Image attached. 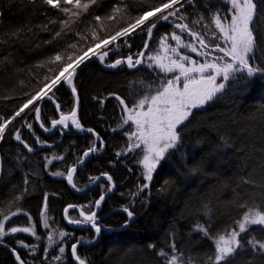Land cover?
Listing matches in <instances>:
<instances>
[{
  "label": "trees",
  "instance_id": "1",
  "mask_svg": "<svg viewBox=\"0 0 264 264\" xmlns=\"http://www.w3.org/2000/svg\"><path fill=\"white\" fill-rule=\"evenodd\" d=\"M118 2L98 0V4L90 8L89 14L73 24L66 34L51 44H45L44 41L51 40L60 25L50 24L51 31H44L38 25L47 24L49 18L58 21L66 19L63 13L46 5H33L29 0H0V12H3L0 38L20 28H24L25 32L23 42L16 44L14 50L0 47V55L12 52L13 61L8 65H0V116L10 117L28 99L27 94L34 93L41 86L43 77L53 74L49 67L55 66L38 68L35 65L57 51L66 50L68 43L78 42L86 47L91 43L90 36L80 41L76 33L82 32L89 22L96 23L91 19L93 14L106 16ZM157 3L159 0H124L131 14L128 22H132V16ZM217 8L226 14L227 5L222 0H196L195 7L189 5L182 11L188 13L186 22L202 14L204 23H209L211 12ZM102 23L104 30L98 32L100 36L124 26V21L119 17ZM28 27H31V32ZM194 28L202 34L207 32L203 25ZM173 31L181 35L186 43L191 42L199 47L198 41H193L187 33H180L172 24L163 23L156 30L145 57L158 50L162 35L170 36ZM205 39L210 44L218 42L211 38L210 33ZM143 40L144 37L134 35L131 48L122 46L118 56L126 57L129 53L142 51ZM168 43L175 47L171 39ZM180 51L194 60H203V57L186 49ZM148 62L146 58V66L136 71H129L124 65L109 71L92 62L84 66L74 80L80 100V125L85 129H93L107 142L105 153L92 158L84 169L78 171L77 185L83 189L94 178L109 173L117 191L106 201L104 209L126 206L134 213V221L127 229L112 235L104 234L95 246L82 249L81 257L86 260V264H163L164 258L158 255V250L164 249L170 253L169 246L173 243L184 264H207L208 256L214 251L213 239L204 237L196 230V225H208L214 238L216 233L223 234L225 229L235 226V221L244 211L239 207L241 203H264V188L259 186L264 184V169L259 167L262 157L260 149L264 148V79L260 78L232 82L218 100L203 109L194 110V118H190L191 123L183 130L177 147L162 160L149 188L136 195L146 181L137 160L138 155L132 159L126 153L129 144L126 133L129 131L127 127L121 126L124 111L116 96L124 99L126 104H131L145 93L151 94L165 79L172 78V73L165 76L159 69L149 68ZM261 62L264 61H258ZM138 80H142L143 85L134 86ZM56 100L60 103L61 112L69 113L75 109V97L64 84L58 87ZM54 115L53 104L47 102L42 109L43 121L51 123ZM22 117H26L29 123L34 121V114H30L29 110ZM23 123L24 120L17 118L6 130L5 140L0 142V220H3L4 215L10 217L4 221L5 230L34 225L40 239L33 242L26 237L15 240L11 236L0 242L12 247L16 241L25 242L30 248L36 245V254L31 256L32 262L22 258L27 264H73L72 259L65 255L62 261L54 260L53 255L57 253L48 255L45 263L47 232L43 231L44 218L41 213L47 196V221L50 228L69 233L64 222V208L75 201H85L90 194H73L65 181L55 180L51 173L61 171L66 174L93 144V137L66 136L59 147V156H63L64 160L45 168L48 157L30 153L12 138L16 130L21 129L22 133ZM118 152H124L127 156L118 157ZM26 178L27 184L24 182ZM245 178L255 181V184L243 183ZM16 196H21V199L16 201ZM206 205L212 210L211 216L206 215ZM17 207L21 211L17 216H11ZM89 211L87 206L85 212ZM115 218L125 220L121 214L115 215L113 220ZM255 234L257 237L261 235L259 227H256ZM0 264H16L11 253L4 248H0ZM236 264H264V258L256 256L254 259L253 254L246 249Z\"/></svg>",
  "mask_w": 264,
  "mask_h": 264
},
{
  "label": "snow or ice",
  "instance_id": "2",
  "mask_svg": "<svg viewBox=\"0 0 264 264\" xmlns=\"http://www.w3.org/2000/svg\"><path fill=\"white\" fill-rule=\"evenodd\" d=\"M227 5L226 14L217 8L212 11L209 17L210 22L204 23L205 17L198 14L196 19L191 22L188 20V13L182 11L187 5L195 7L196 0H159V3L150 6L142 13L132 16L131 21L128 18L131 15L127 11V5L124 0H119L117 4L112 6L109 14L101 16L93 14L91 19L96 23L89 22L88 26L82 31L77 32L79 40L83 41L88 36L91 38V43L86 47L81 46L78 42L68 43L66 50L57 51L49 56L46 60L39 62L35 67L43 68L48 66L51 76L45 75L41 86L34 92L29 93L28 99L16 109L10 117L0 116V142L5 140L6 130L13 124L17 118L25 121L28 129H32V123L27 122L26 117H22L25 110L29 113H34L35 120H41V108L37 102H43L45 99L52 102L57 111L60 110V103L56 100L58 86L63 82L70 87L75 95L77 89L74 85V78L77 75V69L81 68L87 61L93 58L97 59L102 65L108 68H117L122 64H126L129 69L137 68L142 65L145 54L149 49V41L153 40L154 30L158 28L162 22L172 24L180 33H187L193 41H198L199 47L196 44L186 43L181 35L173 31L170 36L164 34L158 41V50L147 55L149 68H157L160 72L167 76L172 73L170 79H165L151 94L145 93L142 98L134 100L131 104H126L125 100L120 96H116L120 104L123 106V111L127 114L122 117V125H134L135 130L129 133L128 139L130 143L126 146L127 152H135L141 149L143 155L138 161L143 167V177L145 181H151L153 172L161 160L165 159L166 154L171 149H175L180 142L183 130L191 123L190 118H194V110L203 109L215 102L224 95L232 82H239L240 79L247 78V81L260 78L264 79V0H222ZM33 5H46L58 12L63 13L66 19L56 20L49 18L47 24L38 25L44 31H51L50 24L59 23L60 28L54 32L51 40L44 41L45 44H51L66 34L78 20H82L83 16L89 14V10L93 5L98 4V0H29ZM63 5V6H62ZM71 7H67V6ZM45 14L46 13H41ZM3 12H0L2 19ZM120 18L124 21V26L116 29L114 32L100 36L99 31L104 30L102 22L111 21ZM179 21V22H177ZM203 25L207 30L202 34L195 30L194 26ZM31 32V27H28ZM210 33L211 38L218 41L215 44H210L206 41L205 36ZM25 35L24 28L17 29L6 37L0 38V47H10L15 49L16 44L22 43V37ZM134 35L144 37L143 50L135 54H127L124 59L117 58L114 62L106 60L110 53H118L122 46L131 48V40ZM175 42V47L171 46L168 41ZM119 41V43H117ZM71 49L72 51H67ZM186 49L187 52L196 53L197 56L203 57L202 61L194 60L191 56L182 53L180 50ZM169 53L171 55H169ZM212 53H220L222 55H212ZM12 61V52L5 55H0V65H8ZM246 81V82H247ZM135 85H143L142 80L134 82ZM51 93V94H50ZM78 103V98H77ZM30 106H33L30 108ZM68 121L77 129L84 131L77 119L76 110H72L70 115L61 113L60 118L51 121L52 128L62 125L65 129L69 127ZM44 131H50L43 123L40 124ZM88 132H93V129H86ZM14 138L29 151L34 149L28 145L22 138L19 130L12 133ZM99 139V137H97ZM37 143L43 144L39 139ZM103 145V141H101ZM98 149L91 147L83 153V157H88L90 153H95ZM262 153L259 167L264 169V148L260 149ZM124 152H118L117 156L124 155ZM63 156H53L51 159L46 158L45 168L52 164L53 160H63ZM84 163V159L79 161ZM77 171L75 167L67 170V182L77 191L82 189L77 188L73 181V174ZM51 175L63 177L64 172L55 171ZM111 185L112 176L107 173L102 174ZM99 179V177L94 178ZM25 184L28 183L27 178ZM247 184H255V181L245 178L242 181ZM264 188V184L259 185ZM114 185H111L107 191L111 192ZM149 188L148 183H144L139 187L136 195ZM16 201L21 199V196L14 198ZM105 200V195H101L94 202L93 207L100 208L101 202ZM68 207H74L69 205ZM240 208L244 209L240 218L235 221L234 227H229L223 231V234L216 233L213 238L210 227L206 224H197L196 230L203 234L204 237L213 239L214 251L207 258V264H236L238 257L245 252H251L254 256L264 258V203L251 205L241 203ZM206 215L211 216L212 210L205 206ZM21 211L17 207L16 211L11 212V216H17ZM65 218L68 223L76 225H90L97 235L101 232V227L97 224V212L80 211V216L83 219H72L65 208ZM127 213L129 220L134 216L133 211L128 207L123 209ZM28 215V213H24ZM44 218V227H48L47 221V196H45L44 211L41 213ZM8 215H4L3 220H0V240L5 235L15 233H28L36 236L37 240L40 237L35 232L34 225L29 227H10L5 230L4 221L9 220ZM29 221L31 217L29 216ZM256 226L259 227L261 235L257 237L255 234ZM58 235L59 239H56ZM69 233L58 231L55 235L47 236L48 245L44 249L45 259L48 258V251L54 245L60 244ZM91 242V241H90ZM21 247L29 248V245L20 242ZM36 245L31 246V254H36ZM149 247H155L149 245ZM171 252L164 249L158 250V255L163 259V264H184L181 256L177 254L176 245L173 243L170 246ZM60 255H53L56 261H62L65 253V247L58 248ZM71 254L77 261V264H86V260L78 254L77 243L71 245ZM20 264H27L19 255L16 256Z\"/></svg>",
  "mask_w": 264,
  "mask_h": 264
},
{
  "label": "flooded vegetation",
  "instance_id": "3",
  "mask_svg": "<svg viewBox=\"0 0 264 264\" xmlns=\"http://www.w3.org/2000/svg\"><path fill=\"white\" fill-rule=\"evenodd\" d=\"M116 57L117 58L119 57L120 59H124L125 58L124 55H122L120 57L116 53L115 55H111V57H109V60H111V62H114V60L117 59ZM122 65H124L126 67L125 64H122ZM118 67H120V66H118ZM47 102H50V101L45 100L44 103H43V107L45 106V104ZM38 103L41 104V102H39V101L37 102V104ZM50 103H52V102H50ZM75 103H76V99H75ZM53 106L55 108V115L52 118V120L53 119H57L58 120L60 118L61 113L65 114V115H70L71 114V112H69V113L61 112V109L59 111H57V109H56V107H55L54 104H53ZM75 108H76V104H75ZM34 116H35V114H34ZM77 119L79 120V115H78ZM43 122L44 121H43L42 110H41V120L39 122H37L35 120V118H34V121L31 122L32 125H33L32 126V129H28L26 127L25 121L23 123L24 129H23V131L21 133V138L28 145H30L34 149L33 152H30L32 154H41V155H44V156L48 157L49 159H51L53 156H59V152H60L59 147L62 145L63 140L65 139L66 136L73 135V136H81L82 137V136L89 135V136H92L93 137V142H92L93 144H91L90 148L94 146L98 150L95 153H93V154L90 153L89 156L86 157L84 165L80 169H77V171L73 174V181L76 184L77 188H79V186L77 185V180H78V174L77 173H78V171L84 169L86 163L89 160H91L92 158H94V157H100L101 155H103L105 153V151H106L107 142H105L100 136H99V139H97V137L94 136V135L85 134V131H86L85 128L82 127L83 129H85L84 131L79 130L75 126H73L71 124V121H68L69 127L67 129H65L62 125H58L56 127V129H55V128H52L50 122H44V123ZM41 123H43L45 125V127L49 128L50 131H44V128H42L40 126ZM19 132H21V129H19ZM38 139L40 141H42L43 144L37 143V140ZM30 140H33L34 143H31ZM101 141H103V145H101ZM16 143L19 146H21L23 149H26L23 144L19 143L18 141H16ZM83 153L80 155V159L83 158ZM57 161H62V160H55L52 163H55ZM80 164H81L80 162H78V163L75 162L72 167H75L76 168V166H78ZM107 174L110 175V176H112L109 173H107ZM66 175H67V173L63 177H56V176H52V177L55 180H57V181H60V180L65 181L66 182V185L71 190V188L69 187V184L67 182ZM93 183L94 182L90 183L87 187H89ZM114 183L115 182H114V180L112 178L111 185H113ZM111 185H110V182L107 179H105L99 186H97L94 189H92V190L89 191L90 197L88 199H86L85 201H82V202H80V201H77L76 202L75 201L73 204H69V205H73L74 207H68L69 205L66 206L65 208L68 209L67 215L70 218H72V219H81L82 220L83 217L80 216V211L81 210L85 211V209H86L87 206H89L90 211H93V210L96 211V208L93 207L94 202L96 200H98L99 197L102 194L103 195L107 194L108 191L106 192V189L109 188ZM87 187H84L81 191H85L87 189ZM72 193L75 194V195H77V196H84V195H78L74 191H72ZM108 199H105L104 201L101 202V205H100V208H99L98 214H97V224H98V226L101 227L99 241L101 240V238H102V236L104 234L105 235L116 234L119 231H122V230L127 229L130 226V225L128 226L127 224L131 220L134 221V216H133V219L129 220V218L127 216V213L123 211L124 208H113L111 210L104 209V204L106 203V201ZM65 208H64V210H65ZM117 214L124 215L125 220H122L121 221L118 218H115L113 220V217L115 215H117ZM63 216H64V222L66 223L67 227L69 228L68 229L69 235L64 238V240L61 243V246L65 247V250L66 251H65L64 255L65 256H68L70 259H72L73 264H75L74 257L71 254V245L73 243H77L78 254L80 256H82L81 255L82 249H86V248L93 247L99 241L96 244L91 245V246H81L80 244H90V243H93L96 240V238H97L98 235L95 233V230L92 227H90V225H80L81 228H77L76 226H74V224L68 223V219L65 218V211L63 212ZM111 225H113V226H111ZM119 226H121V227H119ZM109 230H110V232H108ZM76 232H77V234H76ZM12 248L15 249V250H17L19 252L21 259L23 258L25 260V258H26V261L32 262L31 261V257L29 255L28 251L25 252V250H23V249H17V248H15V246L12 247ZM52 253H57L58 254V250L57 251L55 250ZM46 260L47 259L44 260L45 263L47 262ZM31 264H34V263H31ZM46 264H50V263H46ZM59 264H64V262H60Z\"/></svg>",
  "mask_w": 264,
  "mask_h": 264
},
{
  "label": "water",
  "instance_id": "4",
  "mask_svg": "<svg viewBox=\"0 0 264 264\" xmlns=\"http://www.w3.org/2000/svg\"><path fill=\"white\" fill-rule=\"evenodd\" d=\"M188 6H189V5H187L185 8H187ZM163 23H164V22H162L161 24H163ZM161 24H160V25H161ZM160 25H158V27H159ZM156 30H157V29L154 30V33H155ZM151 41H152V40H151ZM151 41H149V46H150V44H151ZM113 54H114V53H110L109 57H111V55H113ZM145 56H146V54H145ZM109 57H107L106 60H107ZM144 58H145V57H144ZM92 62H96V63H98L101 67H103L104 69L109 70V71H113V70L115 69V68H108V67L102 65L97 59L93 58L92 60L87 61L84 65H81V68H80V69H77V75H78L79 71H80L84 66H86L87 64L92 63ZM125 65H126V64H125ZM142 66H143V64L140 65V66H138L137 68H133V69H129V68L126 66V69L129 70V71H136V70L140 69ZM77 75H76V76H77ZM75 78H76V77H75ZM75 78H74V80H75ZM63 84H64V86L66 87V89H67V90H68V91H69V92L75 97V99H76V108H75V110H76L77 117H78V115H79V110H80V100H79L78 92L74 95V94L72 93L70 87L67 86L65 83H63ZM77 98H78V103H77ZM45 100H47V99H45ZM45 100H44V101H45ZM44 101L41 102V106H40V108L42 107ZM55 129H56V128H55ZM75 130H76V129H75ZM85 134H90V135H94V136L98 137V135H97L96 133H94V132H88V131H85ZM91 154H93V153H91ZM83 159H84V163H85V159H86V158L83 157ZM84 163L78 165V166L76 167V169H80V168L84 165ZM103 177H104V176H103ZM103 177L99 178L97 182H100V181L102 180ZM68 184H69V183H68ZM69 187L71 188L72 191L76 192V194H78V195H85L87 192H89L90 190H92V189H94L95 187H97V184H94V185L88 187L85 191H77V190H76L75 188H73L70 184H69ZM110 195H111V194H110ZM105 199H107L106 196H105ZM98 210H99V209H96L97 214H98ZM74 226H76L77 228H81L80 225H76V224H74ZM90 227H91V226H90ZM108 232H110V230H109ZM99 239H100V233H99V235L97 236L96 240H95L93 243H90V244H80V245H81V246H91V245L96 244V243L99 241ZM0 248H4V249L8 250V251L11 253V255L13 256V258L15 259L16 264H20V261H17V259H16V256L19 255V254H18V252H17L15 249H13V248H12L11 246H9L8 244H6V243H2V242H0ZM74 260H75V258H74ZM75 262H76V264H77V261H76V260H75Z\"/></svg>",
  "mask_w": 264,
  "mask_h": 264
},
{
  "label": "rangeland",
  "instance_id": "5",
  "mask_svg": "<svg viewBox=\"0 0 264 264\" xmlns=\"http://www.w3.org/2000/svg\"><path fill=\"white\" fill-rule=\"evenodd\" d=\"M116 53H114L113 55H115ZM118 54V53H117ZM146 60V57L144 58V61ZM148 63H150V62H148ZM145 64V62L143 63V66H146V65H144ZM133 69V68H132ZM158 70V69H157ZM61 84H63V82L61 83ZM60 84V85H61ZM59 85V86H60ZM58 86V87H59ZM31 107H33V106H30V108ZM26 111H28V110H25V112ZM126 113L124 112L123 113V117H126ZM123 127H127L128 128V131L129 132H132V131H134L135 130V128H134V125H132L131 123H129V125H123ZM129 140V139H128ZM129 143H130V141H129ZM172 150V149H171ZM171 150H169V152L171 151ZM169 152L166 154V156L169 154ZM127 153V155H129V158H135V155H138V161L142 158V155H143V153H142V151H141V149H137L135 152H126ZM126 155V154H125ZM126 155V156H127ZM165 156V157H166ZM53 161H55V160H53ZM162 162V160L160 161V163ZM139 163V162H138ZM160 163L157 165V167H156V169H155V171L153 172V176H152V180L151 181H146V183H148L149 184V186H150V184L152 183V181H153V178H154V175H155V173H156V171H157V169H158V167H159V165H160ZM139 166L141 167V169H142V171H143V167H142V165L139 163ZM7 231V230H6ZM43 231L44 232H47V234H46V236H48L49 234H53V235H55L58 231H56V230H53V229H51L50 228V226H49V224H48V227L47 228H45L44 227V223H43ZM12 236V238L14 237V239L16 240H22V239H24V237H26V238H33V240H36V241H38L37 240V238H36V236H33V235H31V234H28V233H15V234H8V235H5L4 237H3V239H2V241L3 240H6V239H8L9 237H11ZM56 239H59V237H58V235H56ZM20 242H22V241H16V244H15V248H17V249H23V250H25V252H27L28 251V253H29V255H30V257L31 256H33L32 254H31V248L29 247V248H24V247H21V245H20ZM45 242H46V247H47V245H48V241H47V237H46V239H45ZM23 243H25V242H23ZM61 243H62V241L60 242V244H57V245H54V247L53 248H50L49 249V251H48V255H51V253L52 252H54L55 250L57 251L58 250V248L61 246ZM58 254H59V251H58ZM60 255V254H59Z\"/></svg>",
  "mask_w": 264,
  "mask_h": 264
},
{
  "label": "bare ground",
  "instance_id": "6",
  "mask_svg": "<svg viewBox=\"0 0 264 264\" xmlns=\"http://www.w3.org/2000/svg\"><path fill=\"white\" fill-rule=\"evenodd\" d=\"M158 29V28H157ZM156 32V31H155ZM155 34V33H154ZM38 106L40 107L41 106V104H39L38 103ZM43 109V105H42V107H41V110ZM27 112V111H26ZM25 112V113H26ZM25 113H23L24 115H25ZM22 114V115H23ZM94 132V131H93ZM94 133H96V132H94ZM97 135H98V137H99V134L98 133H96ZM77 167V166H76ZM99 178H101V177H103V175H99L98 176ZM106 178L105 177H103L102 178V180L100 181V182H97L98 181V179H95L93 182V184L92 185H94V184H97V186H99L104 180H105ZM92 185H90V186H92ZM114 185V187H113V190L111 191V192H107V194H105L106 195V197H107V199L108 198H110V197H112L115 193H116V191H117V186H116V184L114 183L113 184ZM89 186V187H90ZM88 188V187H87ZM88 193V192H87ZM86 193V194H87ZM111 194V195H110ZM126 206H124V207H122V208H125ZM133 219V218H132ZM133 222V220H131L127 225L129 226L131 223ZM256 227H258V226H256ZM30 240H32L33 242H36V240H33V238H29ZM17 251V250H16ZM18 252V251H17ZM18 254H19V252H18ZM19 256H20V254H19ZM13 257V256H12ZM15 260V259H14ZM15 263H16V261H15ZM75 264H76V262H75Z\"/></svg>",
  "mask_w": 264,
  "mask_h": 264
}]
</instances>
